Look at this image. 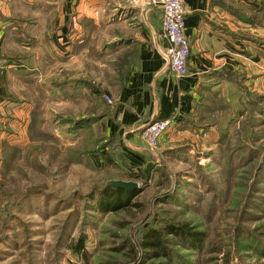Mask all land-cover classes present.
I'll use <instances>...</instances> for the list:
<instances>
[{"label":"rangeland","instance_id":"rangeland-1","mask_svg":"<svg viewBox=\"0 0 264 264\" xmlns=\"http://www.w3.org/2000/svg\"><path fill=\"white\" fill-rule=\"evenodd\" d=\"M232 2L246 13L249 8H257L264 14V0ZM241 32L264 39L263 27L248 26ZM251 66L247 61L251 77L248 71H235L245 77L244 92L242 83L228 81V87L209 95L212 108H219L214 120L209 121L215 125L207 126L194 117L186 128L174 134L178 139L174 147L168 148V144L149 153L155 166L153 178L141 177L144 165L139 176L131 180L139 184L134 189L137 196L130 206L117 212L100 208L107 204L106 208L112 209L115 196L102 191L121 174L100 170L90 155L66 170L64 161L53 155L56 147L64 150L73 145L62 146L60 141L43 146L42 142L36 143L41 152L35 163L25 149L31 145L30 138L17 155L20 158L26 151L17 163L18 169L6 179L2 176V160L0 264H214L216 258L233 247L230 240L235 237L242 216L241 224L264 240L260 235L264 219L254 221L262 215L260 207L264 201V79L254 77L257 66ZM48 104L47 100L42 101L46 130ZM61 120L55 122L62 125ZM98 132L87 133L86 143L80 145L93 149L96 140L104 135L101 128ZM168 149L177 152L165 155ZM256 183L260 192L254 195ZM220 193L222 198L218 197ZM103 194L106 203L100 207ZM249 203L253 205L248 206ZM244 207L245 211L249 209L247 216ZM165 220L189 222L204 231L205 249L194 250L170 237V257L148 259L141 237L152 227L161 228ZM80 240L84 242L83 249L76 253L73 246ZM210 243L216 251L210 250ZM257 261L255 255L243 259L235 256L233 263L258 264Z\"/></svg>","mask_w":264,"mask_h":264},{"label":"crops","instance_id":"crops-1","mask_svg":"<svg viewBox=\"0 0 264 264\" xmlns=\"http://www.w3.org/2000/svg\"><path fill=\"white\" fill-rule=\"evenodd\" d=\"M184 2L192 54L187 76L178 78L163 56L168 44L161 6L150 0H0V60L5 64L0 67V110L6 120L0 168L5 145L23 149L30 143L32 80L47 93V133L69 146L85 144L87 133L97 135L101 128L107 138L119 139L123 158L108 149L90 158L100 170L131 181L149 155L143 138L148 126L175 120L161 142L172 147L178 141L174 134L195 116L201 97L228 87V81L208 75L226 67L251 77L249 61L257 66L254 77L264 79V46L230 35L250 26L231 11V0ZM87 81L95 87L88 88ZM90 116L101 118L90 131L70 133L69 125L55 122Z\"/></svg>","mask_w":264,"mask_h":264},{"label":"trees","instance_id":"trees-1","mask_svg":"<svg viewBox=\"0 0 264 264\" xmlns=\"http://www.w3.org/2000/svg\"><path fill=\"white\" fill-rule=\"evenodd\" d=\"M230 9L233 13L238 14L241 19L244 18V21L246 24L254 27V28H264V14L260 12L257 8H249L247 9V13L239 8L238 4H235L232 2L230 3ZM244 12V14H243ZM230 35L233 38H238L241 40H245L247 42L253 43L258 46H264V39H262L259 36L252 35L250 33H234L230 32ZM36 75L35 72L29 73V76L33 78V76ZM208 77L216 78L220 80H226V81H233L241 84V89L244 92L245 86L243 85V80L245 77L243 75H240L239 72L232 71L228 68H222L219 71L212 72ZM30 92H31V98L30 101H33L35 103V111L32 114V120L29 127V135L31 138V145L28 146L29 148L26 151L29 150L30 156L33 160V162L37 163V154L41 152V148H37L35 145L36 143L42 142V146L45 144H50V142L56 143L58 140L50 133H47L46 126L47 122L43 116L44 111L42 107V101H45L47 98V93L43 89V87L40 86L39 82L35 80L30 82ZM86 86L88 88H94V84L87 81ZM59 90L62 88L61 84H58ZM209 94H205L201 97V101L197 105V108L195 109V116L199 120L207 123L205 125L212 126L215 125L214 122L209 123V121L214 120L215 113L219 110V108H212V103H209V95H211V90H208ZM211 107V108H210ZM210 115V116H209ZM217 115V114H216ZM209 116V117H208ZM193 117V118H194ZM208 117V118H207ZM100 117H88V118H82V119H76V118H63L60 122L63 125H69V132L70 133H76L79 129H89L92 128L93 125L98 123L100 121ZM225 137L227 138V135L225 134ZM35 148V149H34ZM103 149H108L111 154L116 159H122L123 158V148L121 144L119 143L118 138L109 139L105 135L101 136L96 140L95 147L93 149L87 150L86 147L81 146L80 144H75L73 146L67 147L64 150L59 149L58 147L55 148V154L53 157L55 159H61L65 163V169L68 170V168L71 165L75 164H81L84 157L98 153ZM22 150L18 149L13 146L5 145L3 148V170H2V176L5 178L8 174L12 173V170L16 171L19 166H17V163L19 159L25 154V152L20 156V158H17L18 154H21ZM174 151L176 150H167L165 152V155L173 156ZM65 152V153H64ZM177 152V151H176ZM150 156H147L146 164L144 166V171L142 172L141 177L146 180H151L153 178V171L155 169V166L151 159H149ZM6 179V178H5ZM3 187V185H0ZM259 186L256 183V193H259L260 190L258 188ZM102 192L107 193L109 192L110 195L113 194L114 197V205L110 204V207L112 209H108L107 204L104 206L105 208H100V211H108V212H117L123 208H126L130 206V203L132 199H134L137 196L138 191H128L122 188H115L112 186H107ZM222 194L220 193L218 197L222 198ZM26 196L24 195L23 198ZM251 198V197H250ZM105 196H101L100 198V207L101 205H104L106 203ZM113 199V198H112ZM213 198V202L216 200ZM253 197L250 199V202L252 201ZM253 205L251 203L247 204ZM262 207V215L257 216L254 218V221H260L262 218L264 219V201L261 203ZM256 208V206H253ZM248 208L245 211L244 207V215H249ZM260 217V218H259ZM242 219L240 220L239 225L236 227L235 237L231 238V248H229L226 252L222 253V256L220 258H216L214 264H234L233 260L236 257H239L240 259H243V257L246 258V256L249 258L250 256H257V262L258 264H264V240L259 237V235L256 233L255 230H252L251 228L244 226V223L241 224ZM244 222V220H243ZM161 228L157 229L155 227H152L150 230L146 231L141 237V246L143 250H145V253L148 256V259L151 260L155 259H161L162 257L169 258V243L173 240L169 239L170 237H174L178 242L185 246H190L194 250L202 251L204 250L205 242H206V233L202 230H199L198 227L192 226L189 224V222H176L173 220H165L164 224H161ZM261 236H264V228L260 232ZM84 242L80 240L75 246H73V249L76 253H81V250L83 249ZM212 246L210 248L211 251H216L213 249V243H210ZM209 249V248H208ZM250 254H246L249 253ZM246 255V256H245ZM213 261V260H212Z\"/></svg>","mask_w":264,"mask_h":264},{"label":"built area","instance_id":"built-area-1","mask_svg":"<svg viewBox=\"0 0 264 264\" xmlns=\"http://www.w3.org/2000/svg\"><path fill=\"white\" fill-rule=\"evenodd\" d=\"M154 5H160L163 14V37L168 46L164 52V60L178 78L187 76L188 61L192 54L191 42L186 34L187 10L184 0H150ZM0 60V67L4 66ZM108 103L112 99L106 98ZM175 120L165 119L148 126L143 132L144 142L148 153L154 154L160 148L164 137L170 132ZM6 123L3 112L0 110V134Z\"/></svg>","mask_w":264,"mask_h":264},{"label":"water","instance_id":"water-1","mask_svg":"<svg viewBox=\"0 0 264 264\" xmlns=\"http://www.w3.org/2000/svg\"><path fill=\"white\" fill-rule=\"evenodd\" d=\"M108 185L115 188H122L128 191H132L134 189L139 188V184L134 181L114 180L109 182Z\"/></svg>","mask_w":264,"mask_h":264}]
</instances>
